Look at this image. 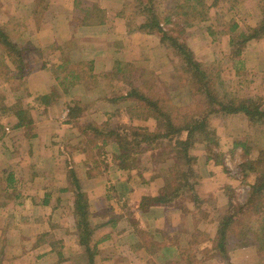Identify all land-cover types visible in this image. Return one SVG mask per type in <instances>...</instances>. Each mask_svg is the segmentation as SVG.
Instances as JSON below:
<instances>
[{
	"label": "rangeland",
	"instance_id": "rangeland-1",
	"mask_svg": "<svg viewBox=\"0 0 264 264\" xmlns=\"http://www.w3.org/2000/svg\"><path fill=\"white\" fill-rule=\"evenodd\" d=\"M116 1L121 3V7L114 13H117L116 16L123 20L126 33L146 34L141 30L128 32L126 18L133 11L131 4L126 6L127 15L119 14L123 4L131 2L130 0H109V2L108 0H79L78 6L74 5L75 0H48L49 6L43 11L39 20L33 13L34 0H0V24L5 26L10 38L17 41V36L24 28L19 39L34 41V46L41 50L40 55L34 54L33 51H23L24 69L22 74L17 73L16 69L11 66L9 76L12 77L0 81V110L11 106L18 97H21L24 104H31L30 114L34 117L33 124L36 132V136L33 137L29 135L31 131L29 134L26 133L25 126L13 127L16 119L11 115L7 119H0V131H4L3 138L0 140V168L5 169L6 174L12 173L13 183L15 177L18 180L14 186H7L6 190L21 192L22 197L25 196L29 202L32 193L40 197L45 190L50 189L54 184L51 181L64 182L62 184L68 186V190H70L68 197L72 196L70 197V206L73 208L72 214L77 229L78 221L74 207L76 200L70 187L67 171L73 170L75 173L78 171V175H81L82 178L85 176L90 178L87 171L94 166L93 162L97 161L99 171H101L98 175L109 178L112 172L105 171L104 173L102 167L104 169L118 167L117 159L114 156L115 144L109 141L105 146V154L99 158V151L93 146L92 139L90 140L88 135H84L81 128H84L88 122L98 125L112 114L110 122L114 126L118 124L146 126L150 131L158 132L161 128L155 119L147 118L144 113L139 114L138 110L132 111L129 103L125 100V95L119 97L121 94H125L132 85L141 87L144 92L149 91L152 94L160 95L159 97L168 101L172 107L187 108V113L190 112V114L192 112L199 116L215 108L218 111L208 114L209 129L202 132L199 137L209 138V133H211L210 136L213 140L210 145L214 155L210 159H206L205 146L201 141H195L189 151L190 155L196 159L194 167L201 178L198 188L203 193L209 194L211 198V201L204 203L202 207L208 212L207 217L201 218L196 226L193 222L194 215L191 214V225L188 227L191 234L189 233V235L192 237V233L198 228L197 231L202 232L199 238H204V240L189 245L183 238L185 232H176L178 234L176 237L178 236L177 240H180L179 245L188 250L183 255L187 262L180 256L178 264H226L222 257L202 260L205 249L211 248L218 214L227 208L229 200L234 206H239L245 204L249 198L251 186L258 174L250 172L247 177H243L240 163L244 159L253 160L264 149L263 124L252 125L244 115L240 113L224 114L221 109L222 106L230 104L233 99H260L264 105V34L250 40L239 55L232 54L230 39L248 27L256 25L264 12V0H219L217 4H214L213 0H202L201 4L196 5V11H206L205 19H199L200 14L195 11V18L191 19L192 21L187 25L184 23V19L188 17L177 14V9H173V0H154L158 16L160 18L169 16L170 19L169 24H160L162 29L181 30L178 39L186 46L192 59L208 74L220 72V79L223 83L219 85L217 98L219 103L210 104V109L208 101L206 102L203 95H192L190 83L193 76L192 72L182 70L183 59L180 56H174L172 51L160 42L159 34L156 33H147L152 36L147 38L151 40V47L147 52H142V57L138 60H124L117 57L112 69L108 70V73L112 74L114 86L111 87L109 81V88L106 90L103 89V86L98 87L96 75L93 73V78H86L78 83L82 85L76 87L78 85L76 84L74 85L76 88L73 86L74 88L71 87L67 93H62L61 85L55 78L57 72L53 69V64L59 62V53L53 52V47L57 44L56 40L60 35L61 27L66 23L63 19L62 24H59L58 27V23L53 21H56L61 14H64V17L68 14L71 23L74 22L76 26H84L85 24H80V21L85 16V10H91L96 6L100 11L97 12L93 25L98 26L108 21L105 3L112 8ZM65 5L71 6L72 12L65 9ZM41 7L42 5L37 9ZM75 16L77 20H74ZM59 17L62 21V16ZM130 18H134L135 25L144 21L143 15ZM232 22L237 25L236 30L233 31L228 25ZM18 41L20 42V40ZM156 42L159 43V48L155 46L153 49V44L156 45ZM52 43L53 45L49 46ZM26 45V43H22L21 46L25 48ZM238 62H241L242 66H239ZM101 90L108 92L104 93ZM54 91L57 93L56 100L50 105L33 101L37 95ZM113 97L118 99L115 111L111 109L110 103L111 107L108 109L97 107L102 101L110 102ZM69 108H75L78 112L70 117ZM181 115L182 113L179 114V117ZM173 137L175 138V136ZM236 141L244 142L245 148L241 146L233 148V143ZM171 142L168 139H163L162 146L150 151L148 156L146 152L140 151L136 156L138 158L136 163L140 165L139 168L147 169L139 171L134 167L133 170L126 172L131 186L128 189H131L129 204L132 208L137 206L142 210L151 208L150 204L146 202V198L153 192L159 191L162 186L172 183L175 167L179 169L183 165V159L176 156L171 150L176 145L175 143L170 144ZM168 144L170 145L168 146ZM7 150L8 152H6ZM5 154L9 158H6ZM32 174H36L38 183L31 184L29 180L25 179L31 177ZM78 175L76 173V176ZM42 177H52L53 179L50 180V183H44ZM78 183L80 185L79 179ZM81 190L87 195L83 189ZM40 191L42 193L38 194ZM112 195L113 202L118 203L116 192H113ZM212 200L217 209L211 206ZM122 201L124 202V200ZM257 202L260 206H264V199H258ZM181 204L182 202L179 201L174 206L162 205L160 207L164 209L163 213L166 216H168L167 214L173 216L179 213L184 214L187 213V210L190 212L191 209L189 210L188 207L186 211L180 209ZM88 205V211L91 213L90 224L93 227V232H98L96 230L102 220L111 218V210L107 208L103 215L99 209L98 212H91L89 201ZM244 210L248 214L249 208H244ZM257 210L258 213L255 217L260 218L264 214V208L260 210L257 207ZM112 212L114 211L112 210ZM239 216L245 218V215L237 217ZM134 217L137 218V216ZM172 217L168 216L169 222ZM178 218L176 216L175 223L179 226V223H183V215L180 219ZM126 220L133 221L132 217L128 215H126ZM137 223L140 224L143 221L137 219L135 226ZM144 225H140L138 228L143 229V232H148L147 226ZM76 229V240L82 247ZM158 231L162 232V230ZM151 234L154 233L151 232ZM153 236L157 240L159 234ZM90 244H94V241L91 240ZM251 254L254 260V253H250L248 256L250 257ZM86 255L89 259L88 253ZM233 258H235L232 261L234 264H248L251 262L252 256L250 261L243 260L240 256H233ZM56 262L59 264V259Z\"/></svg>",
	"mask_w": 264,
	"mask_h": 264
},
{
	"label": "trees",
	"instance_id": "trees-1",
	"mask_svg": "<svg viewBox=\"0 0 264 264\" xmlns=\"http://www.w3.org/2000/svg\"><path fill=\"white\" fill-rule=\"evenodd\" d=\"M130 1L123 4L119 14L122 16L127 15L126 6L131 4L133 11L129 16L137 17L138 15H143L144 21L139 25H135L133 23L134 18L128 16L126 18L128 32L141 30L146 33L159 34L160 42L168 47L174 56H180L183 59L184 65L182 70L192 72L193 79L190 83L192 95H203L206 98V102L208 101L209 109L210 104H218L219 85L223 83L220 79V72L208 74L192 59L186 46L178 39V34L181 33V30L174 28L162 29L160 24L167 25L170 23V19L169 16H165L164 18L158 16L154 0ZM218 1L213 0V3L217 4ZM201 2L202 0H173V9H177L179 16L186 15L188 17L184 19V23L187 25L192 21L191 19L195 18L196 5L201 4ZM74 3L75 6H78L79 0H75ZM41 5L42 7L37 9ZM48 6V0H34L33 13L36 15L37 20L42 17L43 11ZM99 11L100 9H97L96 6L91 10H85V16L80 21V24H95L96 14ZM196 13L200 14L199 19H205V14H207L206 11L199 10ZM74 20H77L76 16ZM72 25H75V23H72ZM228 25L232 31L237 28L234 22ZM23 30L19 35H21ZM263 34L264 12L255 26L248 27L245 31H241L231 37L232 54H241L250 40L259 38ZM19 35L17 39L20 42L10 38L5 26L0 24V81L12 77L9 76L11 66L16 69L17 73L22 74L24 69L23 51H33L34 54H41L40 48L34 46V41H21ZM56 42L57 44L53 47V52L59 53V62L58 64H53V69L57 72L55 78L59 85H61L62 93H67L71 87L80 81L94 77L92 62L72 63L69 59L70 44L59 39ZM22 43L27 44L25 48H22ZM238 65L242 66L241 62H238ZM108 79L110 86H114L112 74L108 73ZM51 94H54V96H51ZM56 95L57 93L55 91L42 93L35 96L33 101L50 105L56 100ZM124 95L132 111L138 110L139 114L144 113L147 118L155 119L161 129L158 132H152L146 126H125L124 124L114 126L110 122V119L113 117L110 114L108 119L106 118V120L98 125L94 122H88L84 128H81L83 134L88 135L90 140L92 139L93 146L99 151V158L105 154V146L107 143L109 141L113 142L116 148L114 156L117 159L118 167L124 171L133 170L134 167L139 171L144 169V167L139 168L140 165L136 163L138 153L144 151L148 156L150 151L158 146H162L163 139H168L169 142L174 139L170 144L175 143L176 145L171 150L176 156L183 159V165L179 169L175 167L172 175V183L162 186L159 191L150 194L146 198V202L150 204L151 208L157 209V207H162V205L174 206V204L181 201L182 206H179L180 209L182 208L184 211L187 210V207L189 210L191 209L190 212L194 215V226H196L201 218L207 217L208 212L203 210L202 207L204 203L210 202L211 198L209 194L203 193L198 188L201 178L194 167L196 159L190 155L189 151L195 141H201L205 146L206 159H210L214 155L210 145V142L213 140L210 136L211 133H209V138L199 137L202 132L209 129L207 122L208 114L218 110L212 108L208 110L209 112L206 111L199 116L192 112L190 114V112L187 113V108L172 107L168 101L160 98V95L152 94L149 91L144 92L141 87L133 85L126 90L125 94H121L119 97H124ZM116 101L117 98H113L110 99V102H107L111 104V109L114 111ZM30 105L24 104L21 97H18L16 102L11 106L0 110V119H7L10 115L15 117L16 121L13 127L25 126L26 133L29 134L31 131L29 135L34 137L36 136V132L35 125L33 124L34 117L30 114ZM221 109L224 114L240 113L244 115L252 125H264V105L260 99H233L230 104L222 106ZM76 112H78L77 109L69 108L70 117H73ZM180 113L182 115L179 117ZM3 135L4 131L2 130L0 131V140H2ZM239 146L245 148V143L240 141L233 143V148ZM93 163L94 166L87 171V175L90 178L97 176L101 172L99 171L98 162L95 161ZM240 170L242 171L243 177H247L250 172L258 174L251 186L249 198L245 204L239 206H234L229 200L226 205L227 208L218 214L216 232L212 238L211 248L209 250L205 249L202 260L222 257L226 264H234L231 260L233 256H240L243 260H248V255L254 253L255 259L252 263L249 262L248 264H264V214L260 218L255 217L258 213L257 207L260 210L264 208V206H260L257 202L258 199H264V149L253 160L244 159L240 163ZM67 173L70 179V187L76 200L74 207L75 216L78 221L76 229L78 240L84 251L88 253V264H93V257L97 252V245L101 239L96 240L92 245L90 244L93 227L90 224L91 213L88 211L87 195L80 189L76 173L73 170H68ZM12 183V173L8 172L6 174V170L0 168V205L4 204V199L8 196L7 186L11 187ZM212 202L211 206L217 209L213 200ZM244 208H249L248 214H246L247 211ZM238 215H245V218L243 216L237 217ZM134 229L138 237V246H143L149 253H155L166 242H171L176 245L181 256L184 255V252H188L185 247L179 245L176 234H166L164 231H158L162 240H155L154 234L152 235L151 232H143V229H139L136 226ZM197 229L192 233V237L188 241L189 245L197 244L199 241L203 242L204 238H199L202 232L199 230V233ZM166 263L176 264V261H168ZM150 264H152L151 261ZM153 264L155 263L153 262Z\"/></svg>",
	"mask_w": 264,
	"mask_h": 264
},
{
	"label": "crops",
	"instance_id": "crops-1",
	"mask_svg": "<svg viewBox=\"0 0 264 264\" xmlns=\"http://www.w3.org/2000/svg\"><path fill=\"white\" fill-rule=\"evenodd\" d=\"M105 6L108 21L98 26L72 25L68 14L66 17L64 14L59 15L62 16V21L59 16L56 21H53L57 22L59 27V24L61 25L65 19L66 24L61 27L57 39L70 44L71 62H92L97 86H103L104 90L109 88L108 70L112 69L116 59L138 60L142 57L141 53L147 52L151 47V40L147 39L151 36L150 34L126 33L123 20L116 16L117 13H114L120 9L121 3L116 1L112 8L107 3ZM65 9L72 12L71 6L65 5ZM158 45L157 42L156 45L153 44V49ZM44 54L46 53L44 52ZM79 85L82 84L80 83L76 87ZM104 90L101 91L108 92ZM108 105L109 103L102 101L97 107L108 109L111 107ZM235 118L237 119V117ZM7 154H5L6 158L8 157ZM106 168L102 167V171L104 173L105 171L112 172L109 178L101 175L82 178L76 171L81 189L87 193L91 212L99 209V212H103L104 215L105 210L109 208L112 213L111 218L102 220L101 225L96 230L98 232H93L91 235V240L94 242L101 239L93 264H150V261L152 264L153 262L164 264L168 261H176L178 264L181 255L176 245L166 242L155 253H149L143 246H138V237L134 232V227L138 219L143 223H137V227L145 224L146 230L154 234H157L158 230H162L166 234L175 233L176 235L178 232H185L183 238L188 243L191 238L189 235L191 232L188 228L191 225V212L179 213L174 216L167 214L170 217L173 216L169 222L170 218L163 213V208L157 207V209L149 208L147 210H142L138 206L132 208L129 204L131 189L128 188L131 186L128 181L129 178L126 176L128 171L120 170L118 167ZM25 179L29 180L31 184L38 183L36 174ZM52 179V177H42L44 183H50ZM16 181L18 180L15 177L13 186ZM56 181H51L54 184L50 185V189L48 188L43 193L40 191L38 193H42L40 197L32 193L29 202L25 196L22 197L21 192H11V190L7 192L8 196L4 199V204L0 205L1 264H56L57 259H59V264H88L86 253L76 240L73 208L70 206V197L72 196L68 197L70 194L69 187L63 185L64 182L62 181ZM126 189H128L127 192ZM113 192H116L118 196V198L116 197L118 203L113 202ZM126 215L132 217V224L126 220ZM182 215L183 223H179L178 226L175 223L176 216L180 219ZM158 234L157 240H162L160 233ZM251 256L252 263L253 255L251 254ZM250 257L248 256V260ZM182 260H184L183 256ZM234 260L235 258L232 259V261Z\"/></svg>",
	"mask_w": 264,
	"mask_h": 264
}]
</instances>
